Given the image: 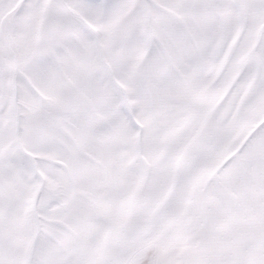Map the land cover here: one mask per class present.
Wrapping results in <instances>:
<instances>
[{
    "label": "snow or ice",
    "instance_id": "obj_1",
    "mask_svg": "<svg viewBox=\"0 0 264 264\" xmlns=\"http://www.w3.org/2000/svg\"><path fill=\"white\" fill-rule=\"evenodd\" d=\"M0 264H264V0H0Z\"/></svg>",
    "mask_w": 264,
    "mask_h": 264
}]
</instances>
